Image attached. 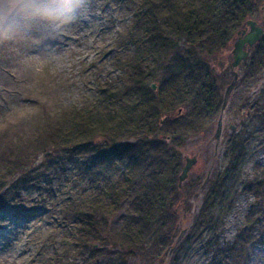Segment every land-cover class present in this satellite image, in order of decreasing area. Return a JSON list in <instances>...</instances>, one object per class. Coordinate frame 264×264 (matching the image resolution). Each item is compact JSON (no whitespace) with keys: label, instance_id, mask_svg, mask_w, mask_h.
Listing matches in <instances>:
<instances>
[{"label":"rangeland","instance_id":"374dc122","mask_svg":"<svg viewBox=\"0 0 264 264\" xmlns=\"http://www.w3.org/2000/svg\"><path fill=\"white\" fill-rule=\"evenodd\" d=\"M140 1L83 0L73 22L63 26L49 24L30 10L15 13L17 35L0 43V264H106L102 255L117 252L112 242L103 241L77 248L72 242L76 238H68V232L54 222L60 216L74 220L90 188L122 182L136 168L130 149L91 161L87 150L52 151L46 143L67 110L100 96L103 86L127 87L118 60L133 52L137 36L128 35ZM260 3L264 5V0ZM253 19L264 27V10ZM263 37L237 66L232 63L238 34L227 49L211 57L221 110L200 134L179 146L173 185L178 190L164 197V209L147 240L148 246L156 242L162 249L164 264H218L211 237L201 233L198 223L210 184L228 167L227 143L233 134L245 141L248 162L237 184L235 206L218 231V242L222 248L235 249L244 227L252 228V235L251 243L240 247V255L223 252L222 264H264V199L253 187L244 186L264 177V56L257 66ZM152 84L157 90V81ZM161 120L165 126L167 118ZM137 142L129 140V145ZM96 143L103 147V138ZM24 159L26 168L14 173ZM187 160L192 163L180 181ZM157 162L162 160L140 164L143 179ZM16 180L18 193L12 188ZM4 181L9 187L1 189ZM115 218L116 213L107 214L109 225ZM126 256L128 264L153 262L140 251Z\"/></svg>","mask_w":264,"mask_h":264},{"label":"trees","instance_id":"16d2710c","mask_svg":"<svg viewBox=\"0 0 264 264\" xmlns=\"http://www.w3.org/2000/svg\"><path fill=\"white\" fill-rule=\"evenodd\" d=\"M261 1L141 0L136 5L128 36H137V40L133 52L118 60L121 72L127 75V87L103 86L100 96L64 111V120L50 130L46 143L52 151L76 154L87 150L91 161L129 148L136 163L122 182L90 188L74 220L68 216L56 219L54 223L68 232V238H76L72 239L76 241L73 246L86 249L99 241L107 245L112 242L117 252L102 255L106 264H128L126 254L139 251L149 254L152 264H164L162 249L156 242L148 246L147 240L164 209V197L178 190L173 185L179 146L200 134L221 110L211 57L227 49L233 37L264 6ZM261 51L257 66L263 62ZM153 81L158 83L157 90L152 88ZM162 117L168 120L165 126ZM158 134L165 136L160 139ZM98 138H103V147L97 145ZM169 138L171 142L166 141ZM132 139L139 143L129 145ZM227 151L228 167L210 184L198 223L201 233L211 237L218 264L225 261L223 252L240 255V247L251 243L252 235V228L244 227L235 249L232 245L222 248L218 242V231L235 206L237 184L248 162L245 141L234 134ZM156 160L162 163L157 162L143 179L140 164H155ZM25 161L17 163L14 173L26 168ZM256 178L244 186L253 187L264 199V177ZM9 184L4 181L1 189ZM19 185L16 180L12 187L16 193ZM124 205L128 206L126 211ZM110 211L116 213V218L109 225ZM120 223L124 224L122 228Z\"/></svg>","mask_w":264,"mask_h":264},{"label":"clouds","instance_id":"9594fccd","mask_svg":"<svg viewBox=\"0 0 264 264\" xmlns=\"http://www.w3.org/2000/svg\"><path fill=\"white\" fill-rule=\"evenodd\" d=\"M83 0H0V43L15 38L14 16L30 10L49 24L70 25Z\"/></svg>","mask_w":264,"mask_h":264},{"label":"water","instance_id":"95a60500","mask_svg":"<svg viewBox=\"0 0 264 264\" xmlns=\"http://www.w3.org/2000/svg\"><path fill=\"white\" fill-rule=\"evenodd\" d=\"M247 24L250 25L251 27V31L249 34L246 35V37L244 39H240L235 43L234 49H233V55H234V61L232 63V66H237L241 60H246L247 56H248V52L247 51H243V46L245 43H248L250 46H252L253 44L257 43L260 39L261 36L264 34V28H262L261 26L257 25V22L254 20H248ZM153 88H155V84L152 85ZM230 88L228 89L229 93ZM226 104V100L223 103V108ZM191 161L187 160V163L182 171V174L180 175V181H182L186 175L187 172L190 168L191 165Z\"/></svg>","mask_w":264,"mask_h":264},{"label":"flooded vegetation","instance_id":"af4514ba","mask_svg":"<svg viewBox=\"0 0 264 264\" xmlns=\"http://www.w3.org/2000/svg\"><path fill=\"white\" fill-rule=\"evenodd\" d=\"M261 10H264V6H262ZM257 22L258 26L263 27L262 25L259 24V22L257 20H255ZM264 28V27H263ZM251 31V27L250 25H248L247 23L242 27V29L238 32V38L237 41L240 39H244L246 37L247 34H249ZM236 41V42H237ZM254 45V44H253ZM252 45V46H253ZM252 46H250L248 43H245L243 46V51H247L249 53V51L251 50Z\"/></svg>","mask_w":264,"mask_h":264}]
</instances>
